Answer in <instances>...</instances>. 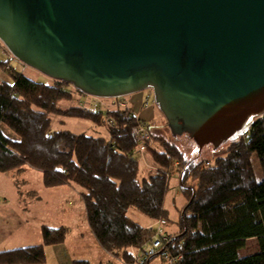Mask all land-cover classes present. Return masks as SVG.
I'll return each instance as SVG.
<instances>
[{"label":"trees","instance_id":"trees-1","mask_svg":"<svg viewBox=\"0 0 264 264\" xmlns=\"http://www.w3.org/2000/svg\"><path fill=\"white\" fill-rule=\"evenodd\" d=\"M0 65L12 80L0 81V173L29 167L41 173L46 189L69 184L81 189L91 233L105 252L126 263L131 262L130 249L153 237L127 216L128 210H138L152 222L165 219L168 225L163 204L169 181L176 177L185 204L179 210L180 230L168 235L166 245L181 257L177 264H264V116L243 138L227 142L224 157L213 163L188 160L129 107L63 110L60 103L73 99L68 83L41 84ZM53 118L92 122L104 127L108 137L53 131ZM140 126L152 142L145 147L153 164L147 170L141 169L135 153L139 144L132 130ZM3 127L15 138L7 137ZM41 235L38 246L0 252V264H44L46 247L60 245L68 234L64 227L43 226ZM250 239L257 240L259 250L240 256Z\"/></svg>","mask_w":264,"mask_h":264},{"label":"water","instance_id":"water-1","mask_svg":"<svg viewBox=\"0 0 264 264\" xmlns=\"http://www.w3.org/2000/svg\"><path fill=\"white\" fill-rule=\"evenodd\" d=\"M0 41L87 96L152 90L198 150L264 116V0H0Z\"/></svg>","mask_w":264,"mask_h":264},{"label":"rangeland","instance_id":"rangeland-1","mask_svg":"<svg viewBox=\"0 0 264 264\" xmlns=\"http://www.w3.org/2000/svg\"><path fill=\"white\" fill-rule=\"evenodd\" d=\"M0 63H5L7 69L10 68L16 73L23 74L29 80H34L38 83L52 84L54 80L48 78L44 74H41L35 69L27 67L21 61L15 59L9 50L3 46L0 41ZM0 81L6 83H11V76L9 71L6 70L2 65H0ZM67 90L72 91L73 99L71 101H66L60 103V108L66 110L68 108L81 106L84 111H107L113 108L116 99H104L95 98L90 95H85L77 89H74L71 85L67 86ZM152 90H143L141 92H135L131 95H126L121 97L126 107H129L132 112L135 113L137 118L146 124L145 126H154L156 134L163 137L167 141L176 145V147L182 151L188 160L191 158H196L199 160H204L209 163H213L216 158L224 157L228 143L223 144L217 152H212L211 150L202 151L195 149L194 140L188 136L181 135L179 137H173L171 130H169L167 125V120L164 118L161 110L156 107L155 97ZM144 102H148L147 107H143ZM62 123H59V122ZM145 127V128H146ZM4 134L9 138H15L5 127H3ZM52 130H65L70 131L73 134L84 133L87 136H93L97 138H107L108 132L104 127H96L92 122H86L81 119H52ZM243 138V137H242ZM187 141V142H186ZM237 141V140H236ZM138 159H140L141 169L147 170L150 166H153L151 160L147 154L143 157L137 154ZM254 159V158H253ZM255 169L258 172L257 179H260V170L258 169L257 160L254 159ZM207 165V164H206ZM178 166V164L174 165ZM14 172H2L0 173V240L5 239L13 246H17V242L24 241L28 246H38L41 244L42 235L41 230L43 226H50V224H55L54 222H60V220L66 219L69 221L71 215H73L75 210L66 211L63 208L65 203L61 201L60 195L51 190V188H44L41 180V173L38 170H33L25 177L30 180L29 187H22L20 185V180L23 176L16 177L13 175ZM175 178H171L169 181V189L165 195V200L163 207L168 211V217L170 223L166 226L168 230V235H172L179 231L180 227L179 221V210L185 204L183 196H180L179 185H174ZM27 191H33L39 194L40 199H35L34 197L27 196ZM17 192H22L21 199L18 198ZM67 207L72 205L67 204ZM127 215L135 220L137 223L144 226L145 222L148 220L143 216L138 210L129 209ZM147 219V220H146ZM151 224L149 220L148 225ZM52 226V225H51ZM144 226V227H145ZM165 230V229H164ZM165 230V231H166ZM166 232V233H167ZM259 250L256 239L247 240L245 247L239 252L240 256H248ZM171 254V253H170ZM173 257V255L171 254ZM119 258V257H117ZM152 264H159L162 261L165 263L164 258L156 257ZM121 260V259H120ZM121 264H131V262L126 263L121 260ZM166 264V263H165Z\"/></svg>","mask_w":264,"mask_h":264},{"label":"crops","instance_id":"crops-1","mask_svg":"<svg viewBox=\"0 0 264 264\" xmlns=\"http://www.w3.org/2000/svg\"><path fill=\"white\" fill-rule=\"evenodd\" d=\"M32 171L33 169H30L29 167H24V170L22 171H13L14 172L13 175H15L16 177L23 176L20 180H18L20 181V185L22 187L23 186L29 187L30 180H28V178L25 177V175H28ZM173 178L177 180L176 177ZM176 182L178 185V181H174L175 186H176ZM51 190H54L57 196L60 195L61 201L65 203L63 208H66L67 210H65L64 212L75 210L74 211L75 213L71 215L69 221L63 218V220H60V222H54L55 224H50L49 227L52 228H60V227L66 228L68 235L66 240L62 242L60 245H53L50 247H46L45 249L46 262L44 264H73V262H77V261L79 262L85 261L88 264H121L122 261L119 258L110 255L101 248L95 236L93 235V233H91L88 226V222L86 221L85 206L83 200H81L82 190L70 184L51 188ZM17 195H19L18 198L21 199L22 192H17ZM27 196L34 197L36 200L40 199L39 194H36L33 191H27ZM67 204L69 205L71 204L72 206L67 207L66 206ZM133 221L136 222L135 220ZM145 223L146 224H144V226L148 225L149 220H147ZM141 226L146 229L149 227V226L144 227L143 225ZM167 227L165 228V230L167 229ZM167 231L168 230H166V232ZM17 244H18L17 246L11 245L7 240V237H5V239L0 240V252H6L8 250H15L17 248L28 247V245H26L24 241L17 242ZM155 259L152 258L147 264H152V262ZM163 262L164 261H162L159 264H165Z\"/></svg>","mask_w":264,"mask_h":264},{"label":"built area","instance_id":"built-area-1","mask_svg":"<svg viewBox=\"0 0 264 264\" xmlns=\"http://www.w3.org/2000/svg\"><path fill=\"white\" fill-rule=\"evenodd\" d=\"M117 101L114 103V107L125 108L126 104L122 98H113ZM148 102H144L143 107H147ZM133 136L139 144L138 150L135 152L143 157L145 153L146 143L151 142V136L143 126L134 127ZM248 133V132H247ZM246 133V134H247ZM208 165V163H207ZM150 168H152L150 166ZM167 226L165 219L152 222L151 225L146 229L153 232V237L150 243L141 246L137 249H130L131 264H147L152 258L159 257L164 258L166 264H177L181 257L171 256L170 247L166 245L168 240V234L164 230Z\"/></svg>","mask_w":264,"mask_h":264}]
</instances>
